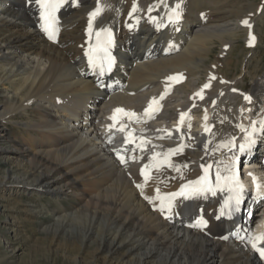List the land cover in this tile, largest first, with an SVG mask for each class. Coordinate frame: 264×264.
<instances>
[{"label":"bare ground","instance_id":"obj_1","mask_svg":"<svg viewBox=\"0 0 264 264\" xmlns=\"http://www.w3.org/2000/svg\"><path fill=\"white\" fill-rule=\"evenodd\" d=\"M101 2L110 7L93 27L111 29L117 54L116 68L106 77L89 67L84 52L97 0H68L57 12L55 40L42 29L35 0H0V159L16 167L0 170V192L12 197L7 200L15 218L5 225L14 237L31 240L29 248L41 245L43 257L72 264H264L251 244L237 239L238 223L221 215L218 197H176L172 211L163 213L152 199L157 189L164 196L197 180L201 165L226 162L231 153L218 146L243 135L238 125L263 119L264 70L257 65L260 71L252 73L248 61L259 40L250 45L242 22L248 17L259 30L264 9H233L229 0H182L184 21L165 28L164 19L148 20V7L158 0H137L141 11L133 18V0ZM177 2L164 0L150 15L166 13ZM229 13L237 22L225 18ZM240 37L248 51L230 74L226 66ZM178 74L186 81L168 87L169 77ZM153 99L161 107L145 116ZM114 106L135 113L125 118L136 131L127 143L107 121ZM181 113L187 114L182 124ZM210 121L214 129L208 133ZM181 146L182 152L168 157L173 167L147 168V181L140 174L155 164L154 154L163 161ZM22 192L53 197L52 209L42 206L52 213L49 223H41L48 235L36 230L41 211L16 199ZM201 218L206 226H194ZM4 237L7 252L0 258L15 261L20 241Z\"/></svg>","mask_w":264,"mask_h":264},{"label":"snow or ice","instance_id":"obj_2","mask_svg":"<svg viewBox=\"0 0 264 264\" xmlns=\"http://www.w3.org/2000/svg\"><path fill=\"white\" fill-rule=\"evenodd\" d=\"M68 0H35V3L39 6L40 9V19L43 22L41 24L42 29L47 33L48 38L51 40H55L59 28L58 25V19H57V12L65 3H67ZM73 4L76 3V0H72ZM164 3V0H158V2L154 5H150L148 7V20L152 23H157V18L151 16V12L155 10V8L159 7L160 4ZM106 7H110L109 5L102 4L101 0H97V6L96 8L89 13V24H88V30L89 34L91 35L92 28H93V20L95 17L102 14V12L105 10ZM167 7V5H165ZM141 11L139 8L137 0H133L132 7L128 13L130 18H133V14ZM182 16V0H178V2L175 4L174 7H172L169 12L167 13V19L170 23H177ZM136 24H139L140 18L134 17ZM242 23L245 25L248 24V22L245 20ZM160 25L157 24V27ZM251 27V25H248ZM128 27L131 29L134 27V25L129 24ZM96 44L95 46H91L88 51L85 53V55L88 57V64L90 67H92L94 70H98L100 75H104L106 72H110L112 70V67L115 63V58L111 55L109 49L112 46L113 38H112V32L110 28H101L96 33ZM254 37L250 38V43L252 40H254ZM170 80L177 79L176 77H169ZM212 79H215V77H212ZM223 82V81H221ZM204 88L210 87L209 84H205L203 86ZM235 91V89H233ZM196 95H200V93H197ZM203 97L201 96V99ZM160 99H163V96H161ZM246 100L250 101V97L245 96ZM153 105H156L157 107L154 108ZM158 101L153 99L151 103H149L148 107L145 109V116H151L152 113H154L156 110H158ZM118 114H122L124 116H128L129 118H134L135 113H128L125 112L124 109L117 108L114 110L113 115L110 117L111 120H113L114 124L118 121L119 116ZM186 113H181L180 115V123L182 124L186 118ZM205 122H207L208 117L207 114L204 116ZM259 125V126H257ZM111 127V126H110ZM190 127V125H189ZM240 130L245 133L243 141L237 145L235 138L229 140L227 143L222 144L218 146L220 147H226L228 148L229 152L231 153L230 162H225L224 160H218L215 161V182L213 183L210 178V169L213 168V164H208L207 166L201 165L203 169V175H201L197 180L195 181H189L187 184H184L180 187L179 191L168 193L164 196L160 195L159 189L156 190L157 195L152 198L155 200H159V210L163 212H171L173 209V201L176 197H183L184 199H190V198H197L200 196H207L208 194H211L212 196L217 195V191H227L229 195L227 196V199L224 201V207H227L229 209V216L233 212H238L240 210L241 204L244 202V194H245V187L240 179L239 176V164H240V158L241 156L245 155L248 151L252 149V147L257 142V136L264 134V119H261L259 121H253L252 126L250 129L245 128L243 125H238ZM121 131H123V127L120 128ZM205 132H210V126L205 123L204 127ZM125 142H129V140L126 138ZM146 142H142L140 147L141 150H143V145ZM182 152V146L178 147L177 149H172L169 151V153L165 154V158L163 161H157V156H159V153H156L151 158L152 161L155 162L154 165H145V169L150 168L152 166H155L159 168L161 164H168L169 167H173L171 163L168 160V157L174 154H178ZM120 159L123 161L124 157L121 156ZM186 167V165H185ZM179 171V169H176ZM141 174L145 175V170L141 169ZM249 175H251L249 173ZM149 177L145 175V180L147 181ZM253 183L256 187V196H261V185L258 182L257 178L255 176H252ZM137 187L143 188V185H138ZM146 199H150L149 197H145ZM224 214L223 208L221 209V215ZM206 221L201 218L197 225L194 226H206ZM264 240V236H257V237H250V241L252 242V247L256 249V251L259 253L261 257H264V248L258 247L256 241Z\"/></svg>","mask_w":264,"mask_h":264},{"label":"rangeland","instance_id":"obj_3","mask_svg":"<svg viewBox=\"0 0 264 264\" xmlns=\"http://www.w3.org/2000/svg\"><path fill=\"white\" fill-rule=\"evenodd\" d=\"M235 3H236V0H229V4L233 5V9H234V7H236V5H239V4L244 5L246 7H249V9H252L251 7L253 6V4H256V5L261 4L262 0H239L238 4H235ZM249 4L251 7L249 6ZM225 18H231L232 23L237 22V19L235 17V13H229L225 16ZM257 27L259 29V30H257V32H258L260 37H259V46H258V49L256 50V55L251 57L249 60L246 59V61L247 60L253 61V63H251L252 65L249 66V69L251 70L252 73H256V72L258 73L260 70H264V14H263L262 20L259 21ZM243 40H244V38L240 37L233 46L232 50L234 51L236 56H233V62L226 66L227 69L230 70V72H229L230 74L237 72L238 69H236V71H234L235 68L239 67L243 64L242 57L248 51L244 47ZM257 58H259V60ZM257 65L260 66V70L257 69ZM250 79H251V75L250 74L246 75V77L244 79V84H247L248 80H250ZM242 86H243V84H242ZM244 89H246V87H244ZM11 127L19 130L18 126L12 125ZM16 134L19 135L18 132H16ZM14 166L15 165L11 164L10 161L0 159V170L1 171H6L9 168H16ZM0 175H1V173H0ZM8 197L9 196L7 194H3L2 192H0V235H1V237H0V257H1V255H3V253L7 252V250L5 249L6 246H4V245H6V242H8V240H6V238L4 236H6L10 239H13L16 242L20 241L19 242L20 244L18 247H20L21 253L17 257L14 258L15 261H13L12 259H8V258H0V264H19V263L22 264L24 262H27L26 264H30V263L36 264V262L38 260H40V261H38L37 264H39V262H40V264H72V262H70L68 259H66V258L63 259L64 257H56L55 259H54V257H51V256L43 257L42 256L43 248L41 247V245L35 246L34 249H33V247L29 248V247H31L30 246L31 240H29L27 243H25V241L20 239V237L22 235L14 237V232L12 230H10L8 228V226L5 225L7 222V219L9 217L12 219H15L13 217V215L11 214L9 206H8V200H7ZM9 198L12 199V197H9ZM17 198L19 201L23 202L22 204H27L30 207V210H33V212L35 209H39L41 211L39 218L35 221V223L37 224L36 230H37L39 236L48 235V232H46V230L44 231L43 227H41V223L42 222L49 223L48 220L52 216V213L50 212L51 210L50 211L44 210L42 208V206L44 204L50 205L48 207L52 209V207H53L52 205L55 202L53 197H51L49 195H42L40 197V196L32 194V193L22 192L21 195L16 197V199ZM63 202L67 203V201H63ZM13 214H16V213L13 212ZM8 250H10V248ZM37 250H38V252H37ZM32 251H34L35 253ZM39 251H40V253H39ZM39 256H40V258H39ZM44 258H45V260H44Z\"/></svg>","mask_w":264,"mask_h":264}]
</instances>
